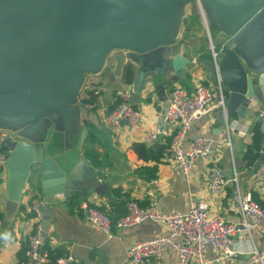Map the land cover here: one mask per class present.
I'll return each instance as SVG.
<instances>
[{"label":"crops","instance_id":"obj_1","mask_svg":"<svg viewBox=\"0 0 264 264\" xmlns=\"http://www.w3.org/2000/svg\"><path fill=\"white\" fill-rule=\"evenodd\" d=\"M183 15L187 18L176 31L179 42L187 40L185 50L180 53L191 60L187 76L183 80L167 82L159 77L167 73L168 64L161 59L157 63H144L139 59L136 63L125 60L119 75L114 74L115 54H126V50L114 49L107 56L102 68L85 75L82 89L78 95V103L74 111L61 116L50 132V137L38 144L39 154L43 158H53L55 163L83 164L81 177H77L85 193L73 194L72 191L56 193L47 197L43 202L39 163L31 165L30 173L24 185L20 206L13 224L8 230L0 232V264H17L16 252L22 240H27L28 234L36 222V218L26 212L33 201L44 204L43 213L48 214V228L43 232L44 241L52 247L70 252L77 264H128L126 253L135 243L147 240L164 232L160 223L145 220L138 224L118 228L112 226V235L108 237L86 219V209L83 204L95 205L117 220L125 212V201L115 199L113 188L128 194L141 204H146L145 180L135 173L137 166L145 162L138 158L130 148L134 141L151 144L159 141L169 145L176 124H168L165 133L157 135L151 143L146 142L145 136L150 131L162 125V117L167 105V92L176 84L190 86L196 82L214 83L213 72L209 66L211 61L207 35L201 30L197 33L196 19L191 16L192 5L183 7ZM190 17V19L188 18ZM185 18V19H186ZM192 31V32H190ZM211 42L218 47L219 30L214 28ZM156 75L153 80L149 74ZM173 76V70L167 73ZM160 75V76H159ZM159 76V77H158ZM216 77V76H215ZM161 81V82H159ZM226 89V88H225ZM131 92V103L142 111L141 120L135 125L123 123L114 128L105 120L115 106L117 95L122 91ZM227 91V99L229 92ZM96 94L94 103L86 108L83 98ZM89 93V94H88ZM92 111L96 116L95 122L82 115V107ZM243 114L237 112L226 116L218 108L194 120L190 129L183 137L187 146L195 137L204 136L209 141V151L200 156L194 168L188 175L180 172L177 163L170 153L163 152L156 173L157 183L150 185L154 190L158 206L163 212L185 211L189 201L204 200L211 213H216L225 219L239 223L242 228L241 215L235 199V185L229 181L218 194H213L207 186L208 168L215 164L229 176L233 166L238 172V182L241 192L254 191L264 207V162L256 164L257 145L259 136L255 116L260 110L264 111L263 102L253 99L251 104L242 106ZM226 118L229 131L225 124L220 123L219 114ZM83 126H87L85 138L82 140ZM95 128L89 139L88 132ZM52 133V134H51ZM10 138L13 135L9 134ZM227 138L230 147L226 144ZM166 148L164 150H166ZM98 155L92 160L93 155ZM149 162L148 164H152ZM91 167V182L84 178V168ZM84 176V177H83ZM150 180V179H149ZM89 182V183H88ZM6 200V170L0 174V212ZM120 201L122 202L121 205ZM42 214V212H40ZM2 220V217L0 218ZM39 223L41 218L39 216ZM45 233V234H44ZM234 253L222 257L210 247L205 249V257L209 264H264V229L252 228L250 234L243 230L234 235ZM256 250V251H255ZM143 264H178L176 254L168 250L161 258H147Z\"/></svg>","mask_w":264,"mask_h":264},{"label":"water","instance_id":"obj_2","mask_svg":"<svg viewBox=\"0 0 264 264\" xmlns=\"http://www.w3.org/2000/svg\"><path fill=\"white\" fill-rule=\"evenodd\" d=\"M186 4L192 5L197 33L203 30L211 38L213 29L219 30L218 72L229 92L226 116H242V106L253 99L264 106V0H0V131L13 135L4 142L8 155L2 230L16 218L34 162L40 166L43 202L56 193H85L77 178L83 164L43 158L38 144L50 137L61 116L75 110L85 75L100 70L112 50L127 51L112 57L116 75L125 60L161 59L173 76L165 73L160 79H185L191 60L180 53L187 40L179 42L176 31L186 24ZM209 66L214 79L212 61ZM82 115L96 120L85 106ZM254 118L259 136L255 163L261 164L264 116ZM219 119L223 124L222 113ZM86 130L83 126L82 140ZM91 170L84 168L89 182ZM43 207L41 202L40 225L46 233L48 214Z\"/></svg>","mask_w":264,"mask_h":264},{"label":"built area","instance_id":"obj_3","mask_svg":"<svg viewBox=\"0 0 264 264\" xmlns=\"http://www.w3.org/2000/svg\"><path fill=\"white\" fill-rule=\"evenodd\" d=\"M209 41L211 61L215 68L214 83L196 82L190 86L176 84L167 92V105L162 117L161 127L146 134L145 140L151 143L157 135L165 133L168 124H176V130L172 134L165 153H170L178 165L180 172L188 175L194 168L196 160L209 151V141L204 136L195 137L187 146L184 145L183 137L190 129L195 119L207 114L213 108H218L225 114L227 91L222 84L218 72V60L222 47L216 48ZM86 105V108H90ZM260 117L264 111L258 112ZM143 114L140 108L131 103V92L125 90L117 95L113 109L106 114L105 120L108 125L118 128L123 123L135 125ZM224 126L228 133L229 127L226 118ZM9 134L0 131V174L5 170V160L8 150L3 143L9 139ZM226 144L230 147L229 139ZM235 185V199L241 215V225L225 219L219 214L211 213L209 206L204 200L189 201L185 211L163 212L160 210L154 190L150 185L156 184V177L146 181V204H141L134 198L125 202V212L117 220L113 221L109 214L95 205L83 204L86 209V219L96 228L104 232L108 237L112 235V226L118 228L128 227L145 220H150L163 225L164 232L144 241L133 243L127 253L128 264H143L147 258H161L168 250L176 254L178 264H209L205 257V249L210 247L220 253L222 257L234 253V235L240 231L250 234L252 228L264 229V207L252 199L250 192H241L238 182V172L233 166L232 174L225 175L215 164L208 168L207 186L213 194H218L229 182ZM40 201H33L27 212L36 218L27 237L28 247L26 260L20 264H47L50 260L48 252L44 249V237L39 223ZM1 232V220H0ZM256 251V250H255ZM78 260L70 253L54 258L50 264H77Z\"/></svg>","mask_w":264,"mask_h":264},{"label":"trees","instance_id":"obj_4","mask_svg":"<svg viewBox=\"0 0 264 264\" xmlns=\"http://www.w3.org/2000/svg\"><path fill=\"white\" fill-rule=\"evenodd\" d=\"M89 93H91V92H89ZM95 97H96V94L92 92L88 98H83L82 101H83V103H85L87 105H92L94 103ZM95 131H96L95 128H91L88 132L87 139H89V136ZM3 146H4V143H3ZM130 148L135 152V154L137 155L138 158L142 159L145 162L144 164H141V165L136 167L135 173L139 177H141L145 180H149V179L155 177L157 170H158V163L162 159L163 152L165 151L164 149L166 148V144L159 142V141H154L151 144H147V143L139 142V141H134L131 143ZM87 153L89 155H93L92 160H94L98 155L93 150H88ZM149 162H153V163L148 164ZM112 191H113V195L115 196V199H123L125 202L128 199V194L125 192L122 193L119 188H113ZM251 197H252V199L257 201L260 205H262L260 200L256 197V194L254 191H251ZM121 204H122V202L120 201L119 205H121ZM1 217H2V213L0 212V218ZM113 221H115V220H113ZM27 247H28L27 240H22L21 245L16 252L17 264H20L21 262L26 260ZM43 247H44V249L47 250L49 258H50V260L47 264L52 263L55 257L63 255L66 253V251H64L62 249L50 247L46 243V241H44Z\"/></svg>","mask_w":264,"mask_h":264},{"label":"rangeland","instance_id":"obj_5","mask_svg":"<svg viewBox=\"0 0 264 264\" xmlns=\"http://www.w3.org/2000/svg\"><path fill=\"white\" fill-rule=\"evenodd\" d=\"M213 45L215 46V43L212 41ZM207 46H209V41L207 40Z\"/></svg>","mask_w":264,"mask_h":264}]
</instances>
